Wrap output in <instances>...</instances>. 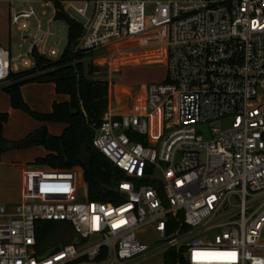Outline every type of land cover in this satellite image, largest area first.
Segmentation results:
<instances>
[{
    "label": "built area",
    "instance_id": "1",
    "mask_svg": "<svg viewBox=\"0 0 264 264\" xmlns=\"http://www.w3.org/2000/svg\"><path fill=\"white\" fill-rule=\"evenodd\" d=\"M7 1L22 4L10 24L27 49L0 47V83L64 52L35 13L51 2ZM69 9H90L75 49L104 51L92 63L101 81L113 85L138 44L164 54V78L147 84L139 111L108 108L92 125V147L117 172L110 201L88 199L81 168L24 167L18 203L0 206V264H138L168 251L176 264H264V0L62 2ZM39 222L66 225L75 242L43 252Z\"/></svg>",
    "mask_w": 264,
    "mask_h": 264
},
{
    "label": "trees",
    "instance_id": "2",
    "mask_svg": "<svg viewBox=\"0 0 264 264\" xmlns=\"http://www.w3.org/2000/svg\"><path fill=\"white\" fill-rule=\"evenodd\" d=\"M54 7L53 20L62 21L67 27L66 47L58 60L50 61L35 58L33 69L10 73L0 90L10 101L11 108L18 110L38 122L61 123L66 125L59 136H45L40 146L46 155L36 158L33 165L52 169L81 168L87 185V195L90 201L106 202L111 200L109 190L115 181L114 171L92 147V125H97L103 113L109 108L117 113L137 112L144 104L146 87L124 88L118 85H108L107 82L91 78L98 71L91 64L84 65L82 54L76 50V40L82 33L79 22L69 17L62 10L64 1H95V0H45ZM27 83H52L58 94L68 97L64 103L54 104L50 113L33 112L23 101L20 88ZM8 120L7 113H0V161L1 155L8 151L10 143L2 136L4 124ZM37 241L43 252H56L62 246L74 243L75 239L70 229L59 223L39 222ZM164 264H176V255L168 251L163 256Z\"/></svg>",
    "mask_w": 264,
    "mask_h": 264
},
{
    "label": "rangeland",
    "instance_id": "3",
    "mask_svg": "<svg viewBox=\"0 0 264 264\" xmlns=\"http://www.w3.org/2000/svg\"><path fill=\"white\" fill-rule=\"evenodd\" d=\"M21 8L22 4L17 1L10 4L7 0H0V45L5 48H8V45H10L9 48L11 49L12 54L23 53L27 49L26 45H21L20 33L17 28L10 24V15L12 10H20ZM34 9L42 24V28L48 29L51 33L49 46L54 47L61 53L66 47V24L62 21L53 20V11L51 8H45L42 4L36 3L34 4ZM89 12L90 9L88 10L86 17H81L76 12L69 9L67 10V15L79 23H84L89 15ZM30 24L32 25V22H30ZM128 51L132 55L129 59L122 62L120 73L114 75L113 78L115 79V85L124 88H131L140 87L145 84L157 83L163 80L165 74L164 54L151 52L150 47H146L141 44L129 47ZM102 55H104V51H98L95 53H88L87 55L84 54L81 59L84 62V65H87L92 64L93 61L99 57L95 60L97 63V60H100ZM98 69L99 70L95 72L91 78L103 80L106 77V71L104 68ZM215 125L216 123L210 124V126ZM206 130L207 128L202 129L204 133H206ZM141 238L152 241L154 234L149 231ZM260 244L264 246V230L261 233ZM138 264H164L163 256L157 255L143 260Z\"/></svg>",
    "mask_w": 264,
    "mask_h": 264
},
{
    "label": "crops",
    "instance_id": "4",
    "mask_svg": "<svg viewBox=\"0 0 264 264\" xmlns=\"http://www.w3.org/2000/svg\"><path fill=\"white\" fill-rule=\"evenodd\" d=\"M0 47L3 46L0 45ZM20 94L27 106L39 114L50 113L54 104L68 101L66 95L56 92L52 83H27L21 86ZM109 108L112 109L110 104ZM0 113L8 114L2 136L5 140L13 143L23 141L40 129H45L48 135L59 136L66 127L61 123L38 122L23 112L12 109L9 97L1 90ZM45 155L46 151L40 145L22 150H8L1 155L0 206L11 207L18 203L22 191L24 167L33 164L36 158Z\"/></svg>",
    "mask_w": 264,
    "mask_h": 264
},
{
    "label": "water",
    "instance_id": "5",
    "mask_svg": "<svg viewBox=\"0 0 264 264\" xmlns=\"http://www.w3.org/2000/svg\"><path fill=\"white\" fill-rule=\"evenodd\" d=\"M44 136H45V130L40 129L29 135L21 142H17V143L10 142L7 147L9 148V150H22L35 145H40L44 140ZM82 178H83V171H78V181L81 182ZM103 190L106 191V189Z\"/></svg>",
    "mask_w": 264,
    "mask_h": 264
}]
</instances>
